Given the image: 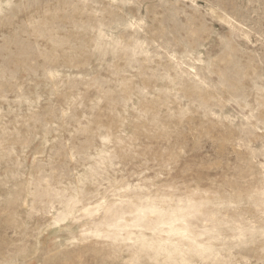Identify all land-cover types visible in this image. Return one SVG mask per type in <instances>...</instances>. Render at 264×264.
Returning a JSON list of instances; mask_svg holds the SVG:
<instances>
[{
  "label": "rangeland",
  "instance_id": "374dc122",
  "mask_svg": "<svg viewBox=\"0 0 264 264\" xmlns=\"http://www.w3.org/2000/svg\"><path fill=\"white\" fill-rule=\"evenodd\" d=\"M0 264H264V0H0Z\"/></svg>",
  "mask_w": 264,
  "mask_h": 264
}]
</instances>
